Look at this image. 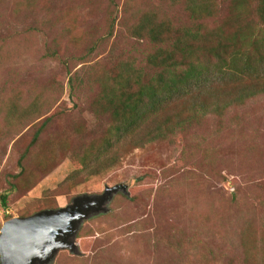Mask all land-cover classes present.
<instances>
[{"label":"rangeland","instance_id":"obj_1","mask_svg":"<svg viewBox=\"0 0 264 264\" xmlns=\"http://www.w3.org/2000/svg\"><path fill=\"white\" fill-rule=\"evenodd\" d=\"M258 1H243L232 18V0H206L214 17L203 22L211 29L229 17L255 21ZM184 7L182 0H0V194L8 193L0 228L127 185L106 213L81 224L79 253L61 250L50 264H264V92L247 95L254 80L208 86L168 105L152 126L176 111L186 119L200 103L210 111L166 138L118 145V162L96 175L74 172L75 153L97 144L108 123L91 111L100 79L122 61L143 64L154 48L130 28L151 12L188 25Z\"/></svg>","mask_w":264,"mask_h":264},{"label":"trees","instance_id":"obj_2","mask_svg":"<svg viewBox=\"0 0 264 264\" xmlns=\"http://www.w3.org/2000/svg\"><path fill=\"white\" fill-rule=\"evenodd\" d=\"M171 1L177 4L181 0ZM205 1L182 0L191 22L188 25H174L172 18H157V14L151 12L141 15L130 28L133 36L146 39L154 48L146 54L143 64L135 59L122 61L114 68V73L100 79V90L91 103V111L107 116L108 123L97 144L92 143L89 149L75 153L78 165L75 173L96 175L107 170L119 160L118 145L134 139L141 145L147 142L141 137L147 136L148 141L166 138V132L180 128L183 121L195 120L200 114L209 112L207 105L200 103L193 107L194 115L186 119L176 111L170 121L160 119L163 127L160 124L152 126L165 107L203 88H214L215 84L228 87L249 78L256 81L255 88L247 93L249 97L264 92V0L258 1L255 21L233 19L236 24L232 18L238 17L245 0H232V18L216 21L211 29L203 22L213 16L210 2ZM113 27L112 20L109 32ZM67 86L72 96L76 88L74 76L69 78ZM243 98V95L239 97L241 101ZM213 107L216 112L221 111L219 104ZM38 114L41 116V112ZM51 119L52 116L46 117L39 125L31 149ZM27 156L28 150L22 159ZM103 162H107L105 167H102ZM7 198L8 193L0 194L2 208L6 207Z\"/></svg>","mask_w":264,"mask_h":264},{"label":"water","instance_id":"obj_3","mask_svg":"<svg viewBox=\"0 0 264 264\" xmlns=\"http://www.w3.org/2000/svg\"><path fill=\"white\" fill-rule=\"evenodd\" d=\"M127 185L106 187L101 195L75 197L65 207L13 217L0 228V264H50L61 250L79 253L76 234L81 224L107 212V203Z\"/></svg>","mask_w":264,"mask_h":264}]
</instances>
